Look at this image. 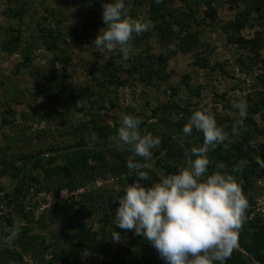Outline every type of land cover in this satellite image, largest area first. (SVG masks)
<instances>
[{
  "label": "rangeland",
  "instance_id": "rangeland-1",
  "mask_svg": "<svg viewBox=\"0 0 264 264\" xmlns=\"http://www.w3.org/2000/svg\"><path fill=\"white\" fill-rule=\"evenodd\" d=\"M104 2L0 0V190L13 189L24 156H43L18 199L30 217L16 215L0 191V264H63L66 252L68 264H111L94 244L97 234L124 263L150 264V242L114 223L117 189L136 175L127 167L131 153L117 144L121 114L140 118L141 133L161 141L150 161L134 158L151 165L141 170L154 183L194 159L191 148L203 144V134L185 136L183 127L201 103L210 104L229 140L208 153L207 174L221 162L230 170L227 159L247 161L239 177L226 172L248 200L245 221L264 222V168L254 159H264V0H167L152 15L160 31L133 33L147 38L130 41L126 60L93 44L105 26ZM130 2L128 17L148 21L150 4ZM240 99L247 116L234 137L240 117L232 102ZM235 251L243 264H259L239 235Z\"/></svg>",
  "mask_w": 264,
  "mask_h": 264
},
{
  "label": "clouds",
  "instance_id": "clouds-1",
  "mask_svg": "<svg viewBox=\"0 0 264 264\" xmlns=\"http://www.w3.org/2000/svg\"><path fill=\"white\" fill-rule=\"evenodd\" d=\"M102 7L105 26L93 44L104 56L119 51L126 60L133 33L139 35L154 26L150 21L130 19L124 0H105ZM168 48L175 51L174 44ZM232 107L238 110L240 119L233 123L231 134L238 137L245 128L247 104L243 99L234 100ZM119 119L117 144L121 151L131 153L127 167L136 176L132 183L117 189L123 194L116 197L115 226L143 236L165 264H215L217 261L224 264L238 247V233L249 204L234 175L223 171L226 168L223 162L207 174L211 163L208 153L229 140L228 134L218 126L212 106L201 103L183 127L185 136L191 135L193 129L203 134V144L191 148L194 159H188L178 171L150 185L144 183L150 180L149 173L141 169H149L151 165L134 162V158L150 161L152 149L161 141L147 131L141 133L140 118L121 114ZM254 159L264 168V159ZM246 164L247 161H242L236 168ZM111 239L120 241V232L114 231Z\"/></svg>",
  "mask_w": 264,
  "mask_h": 264
},
{
  "label": "trees",
  "instance_id": "trees-1",
  "mask_svg": "<svg viewBox=\"0 0 264 264\" xmlns=\"http://www.w3.org/2000/svg\"><path fill=\"white\" fill-rule=\"evenodd\" d=\"M167 0H161L160 3H157L156 0H142L141 3H149L150 4V15L148 17V21H150L152 23V25L154 27H152L151 29H149L148 31H150L148 34L153 35V33L160 31L159 26H157V24H155V21L153 20L154 17L152 15H154V13H158L160 12V9H162L165 4H166ZM240 1V0H239ZM132 2V1H131ZM131 2L130 0H125V4L126 7H128L129 9H131L130 11H133L132 6H131ZM210 16L212 18H214V14L212 12L209 13ZM128 15H130V12H128ZM158 16V15H157ZM131 16H129L130 18ZM157 18V17H156ZM234 27L239 29V25H234ZM147 36H143L141 38H137L135 35L132 36L133 42L132 44L135 45L138 41H142L140 39H146ZM48 39V37H47ZM49 40L45 39V43L49 44L48 42ZM14 49V47H13ZM261 102L264 104V99L261 100ZM145 123L142 122V125H144ZM189 141L186 140V143H188ZM237 150H239V148H237ZM246 148L245 149H241L239 152L237 151L238 155H246ZM263 152H264V148H263ZM232 155L236 156V152L232 153ZM237 155V156H238ZM262 156H264L262 154ZM23 163L24 165L20 168H15L14 172H13V189L11 191H5V189H1L0 191H3V193L1 194V199L3 201H5L8 206H12L13 209H11L12 211H15L16 215H18L19 217H23V218H28L30 217L29 214H27V212H25V209L23 206H21V204L18 202L19 196L21 194H23V190L25 185H27V187H29V185L32 184V182L35 180V178H33L32 174H30L31 172V166L34 167L35 165H37L42 159L43 156L40 154H29L24 156L23 158ZM235 163V162H234ZM232 164L231 162L229 163V160L227 159V168L230 166V172L231 173H236V177H239V169L241 168H236L237 165L239 164ZM234 168H236V170L234 171ZM225 170V171H228ZM136 176V175H135ZM135 176L133 177V179L135 180ZM129 182V181H128ZM131 183V182H129ZM151 181H145V185H150ZM0 208V212H2V209ZM248 211H246L245 217L247 216ZM263 220L261 219H254L253 221L250 222H246L244 220V223L242 225V228L239 230V240L241 241L244 250L250 254L251 258L254 261H257L259 264H264V222H262ZM19 229V228H18ZM20 230V229H19ZM21 232V231H20ZM23 234V232H21ZM10 233H6V236H9ZM98 235V234H97ZM94 237V244L97 245V249H99L100 254H107L109 256H111L112 262L111 264H126L122 261L123 257L122 256H118L117 254H115L114 252H112L111 250H109L110 248V241H107V236L105 235V237L99 238V237ZM64 236H65V240L67 238V233L64 232ZM21 245L25 246L28 244L25 240H22V242L20 243ZM143 244V242H142ZM144 246V244H143ZM149 251V253H148ZM77 253H74V255H76ZM145 255H150L149 258H146L148 260H150L151 262H148L150 264H153L154 262L160 264H165V261L161 260L159 258V254L156 252V250L154 249V247L151 245V243L149 244V250L145 249ZM62 259L61 260H66V263L63 264H68V260L70 259V254L68 252L64 253V256L62 255ZM244 262V258L241 255V253L236 252L235 250L233 251L231 257L226 260L224 262V264H243ZM56 264V263H55ZM62 264V262H61ZM215 264H220V262H215Z\"/></svg>",
  "mask_w": 264,
  "mask_h": 264
}]
</instances>
